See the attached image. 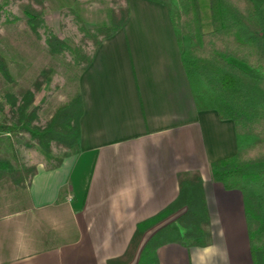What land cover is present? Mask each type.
Segmentation results:
<instances>
[{
    "label": "crops",
    "instance_id": "crops-1",
    "mask_svg": "<svg viewBox=\"0 0 264 264\" xmlns=\"http://www.w3.org/2000/svg\"><path fill=\"white\" fill-rule=\"evenodd\" d=\"M124 5L122 24L77 76L74 149L56 168L36 162L23 206L0 216V264H137L147 239L185 210L131 245L136 225L175 200L181 173L201 181L208 245L162 244L157 264H252L241 194L209 171L234 154L233 125L195 108L166 7Z\"/></svg>",
    "mask_w": 264,
    "mask_h": 264
},
{
    "label": "trees",
    "instance_id": "trees-1",
    "mask_svg": "<svg viewBox=\"0 0 264 264\" xmlns=\"http://www.w3.org/2000/svg\"><path fill=\"white\" fill-rule=\"evenodd\" d=\"M152 1L167 9L195 108L213 110L220 120H229L233 125L235 152L212 161L210 177L225 190L240 192L251 263L264 264V0ZM15 2L34 36L39 37V30L44 29L48 53L67 51L78 58L77 51L52 32L45 31L41 13L46 6L42 0ZM124 11L125 5L119 8L120 15L116 14V25L112 20L110 26L80 27L91 43L90 52L103 38L118 30L125 18ZM89 59L90 53L81 59L80 70ZM0 76L10 79L1 54ZM17 99L18 107L13 111ZM3 100L8 109L4 111L0 106V184L10 190L25 189L35 167L21 161L19 147L36 148L45 154L52 145L73 150L79 137L81 101L75 94L57 107L43 126H36L29 118L36 107L25 113L33 100L32 93L5 92ZM61 157H47L45 163L56 168ZM177 184L175 200L136 225L131 245H135L142 232L169 214L181 207L185 210L174 222L160 227L147 239L137 264H157L155 249L168 242L184 247L208 245L207 213L198 175L181 173Z\"/></svg>",
    "mask_w": 264,
    "mask_h": 264
},
{
    "label": "rangeland",
    "instance_id": "rangeland-1",
    "mask_svg": "<svg viewBox=\"0 0 264 264\" xmlns=\"http://www.w3.org/2000/svg\"><path fill=\"white\" fill-rule=\"evenodd\" d=\"M42 1L46 6L41 13L45 31L52 32L77 51L79 60L67 51L54 55L48 53L44 29L39 30V37L34 36L23 22V15L15 5V0H0V54L7 63L10 75L8 80L0 76V106L4 111L8 109V104L3 100L5 92L29 91L33 100L25 113L36 107L29 116L30 123L36 126H43L57 107L76 94L81 59H85L91 50V43L85 39L80 27L95 29L110 26L112 20L116 25V14L124 5V0ZM17 103L18 99L13 111L17 109ZM70 151L52 145L50 152L45 154L36 148L19 147L21 161L28 166H34L36 162L50 156L61 157ZM24 200V189L10 190L0 184V216L19 209Z\"/></svg>",
    "mask_w": 264,
    "mask_h": 264
}]
</instances>
